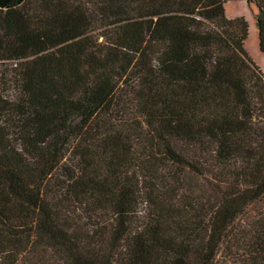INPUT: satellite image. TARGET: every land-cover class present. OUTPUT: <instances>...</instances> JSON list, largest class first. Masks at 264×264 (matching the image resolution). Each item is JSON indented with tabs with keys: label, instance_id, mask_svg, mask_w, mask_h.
I'll return each instance as SVG.
<instances>
[{
	"label": "trees",
	"instance_id": "16d2710c",
	"mask_svg": "<svg viewBox=\"0 0 264 264\" xmlns=\"http://www.w3.org/2000/svg\"><path fill=\"white\" fill-rule=\"evenodd\" d=\"M223 4L0 0V264H264V73Z\"/></svg>",
	"mask_w": 264,
	"mask_h": 264
},
{
	"label": "rangeland",
	"instance_id": "374dc122",
	"mask_svg": "<svg viewBox=\"0 0 264 264\" xmlns=\"http://www.w3.org/2000/svg\"><path fill=\"white\" fill-rule=\"evenodd\" d=\"M224 9L225 15L227 17H235V16H244V18L248 22V35L244 41V48L251 58V60L259 66L261 71L264 73V52H262L258 46V36H257V8L254 4L247 3L246 0H224ZM103 37L99 36V40ZM192 187L195 192H203L200 191L204 188L203 179H198L196 181H192ZM206 189V187H205ZM264 208V204H254L252 207V214H257L259 210Z\"/></svg>",
	"mask_w": 264,
	"mask_h": 264
}]
</instances>
